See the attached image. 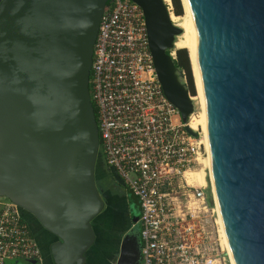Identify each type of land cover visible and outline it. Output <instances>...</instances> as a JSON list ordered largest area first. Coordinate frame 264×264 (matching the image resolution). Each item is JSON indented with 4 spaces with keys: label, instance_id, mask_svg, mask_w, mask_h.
Masks as SVG:
<instances>
[{
    "label": "water",
    "instance_id": "95a60500",
    "mask_svg": "<svg viewBox=\"0 0 264 264\" xmlns=\"http://www.w3.org/2000/svg\"><path fill=\"white\" fill-rule=\"evenodd\" d=\"M108 1L0 2V198L48 236L51 264H85L93 220L112 223L118 213L102 178L123 181L104 161L89 95ZM132 1L143 10L163 93L187 122L195 103L168 53L183 30L164 0ZM185 3L197 31L213 190L229 249L235 264H264V0ZM130 235L116 245L115 264H139L140 238Z\"/></svg>",
    "mask_w": 264,
    "mask_h": 264
},
{
    "label": "built area",
    "instance_id": "2783aa9c",
    "mask_svg": "<svg viewBox=\"0 0 264 264\" xmlns=\"http://www.w3.org/2000/svg\"><path fill=\"white\" fill-rule=\"evenodd\" d=\"M108 2L93 45L89 95L104 161L139 205V264H232L205 165L209 145L188 125L195 111L183 122L164 95L142 8L132 0ZM165 4L171 14V1ZM180 79L188 85L184 70ZM200 169L202 183L191 175ZM22 259L42 263V251L21 209L2 197L0 264Z\"/></svg>",
    "mask_w": 264,
    "mask_h": 264
},
{
    "label": "flooded vegetation",
    "instance_id": "af4514ba",
    "mask_svg": "<svg viewBox=\"0 0 264 264\" xmlns=\"http://www.w3.org/2000/svg\"><path fill=\"white\" fill-rule=\"evenodd\" d=\"M102 180L105 186V192L111 196L113 208L116 209L118 213L113 217L112 223L104 222L101 218L93 220L95 239L93 245L87 249L85 264H115L113 259L117 257L119 251L116 245L123 235L130 232L131 237L139 238V226L132 220L133 217L138 216V213L134 211L133 203L124 185L116 183L109 173H104ZM120 213H122L123 216H120ZM24 217L28 221L32 236L36 239L38 244L42 240L41 245L44 247L45 240L47 239L44 240L43 238H48V236L38 229L37 223L32 220L31 217L25 214ZM138 248L140 250V239ZM19 261H21V264H25L24 259Z\"/></svg>",
    "mask_w": 264,
    "mask_h": 264
},
{
    "label": "bare ground",
    "instance_id": "6f19581e",
    "mask_svg": "<svg viewBox=\"0 0 264 264\" xmlns=\"http://www.w3.org/2000/svg\"><path fill=\"white\" fill-rule=\"evenodd\" d=\"M164 1H168V0H164ZM182 2H183L185 14L183 16V20L181 22H178L177 25H179L183 31L178 36V38L175 40V47L186 48V49H188V51L190 53V59L192 62L193 72H194V77H195V86H196V90H197V98L199 99V104H200V108H201V112L199 111L200 114H198V115L192 114L190 116V118L188 120V125L193 129H196V128L198 129L200 127V129L203 132L207 146H208L207 121H206L203 89H202L201 76H200L198 60H197V31L195 28L193 17L191 15L186 3H185V0H182ZM171 19H172V21H176L177 19H179V17L175 16V15H171ZM205 165L209 168L210 178L212 179L209 155H208L207 159H205ZM191 175H195V177H197L199 179V181L202 183L205 172L203 169H200ZM224 237H225V242L228 245V241H227V237L225 235V231H224ZM232 264H235L234 261H232Z\"/></svg>",
    "mask_w": 264,
    "mask_h": 264
},
{
    "label": "trees",
    "instance_id": "16d2710c",
    "mask_svg": "<svg viewBox=\"0 0 264 264\" xmlns=\"http://www.w3.org/2000/svg\"><path fill=\"white\" fill-rule=\"evenodd\" d=\"M109 2H107L108 4ZM172 4V11L175 15H182L183 13V8H182V1L181 0H171ZM172 50H169L168 53H170ZM173 61L175 66L179 70H184L186 72V78H187V83L189 86V91L191 95H195V87H194V81H193V76H192V68L190 65V60L188 57V52L186 48H178L175 50V56L173 57ZM89 91H90V84H89ZM94 108V113L96 117V108L93 105ZM129 195V198L132 203L137 202L136 197Z\"/></svg>",
    "mask_w": 264,
    "mask_h": 264
},
{
    "label": "rangeland",
    "instance_id": "374dc122",
    "mask_svg": "<svg viewBox=\"0 0 264 264\" xmlns=\"http://www.w3.org/2000/svg\"><path fill=\"white\" fill-rule=\"evenodd\" d=\"M169 1V0H168ZM171 1V0H170ZM182 1V0H181ZM172 5V4H171ZM182 8H183V13H182V15H175L174 13H173V11H171V15H175V16H178L179 17V19H177L176 21H173L174 23H176V24H178V22H181L182 20H183V16H184V14H185V10H184V6H183V2H182ZM178 38V36L176 37V39ZM175 39V40H176ZM176 49H178L177 47H174V49H172V51L171 52H174V54L173 55H175V50ZM187 50V52H188V57H189V60H190V65H191V70H192V76H193V81H194V87H195V114L196 115H198V114H200V112H201V108H200V104H199V99L197 98V90H196V86H195V77H194V72H193V66H192V62H191V59H190V53H189V51H188V49H186ZM193 96V95H192ZM200 111V112H199ZM198 130L199 131H201V133H203L202 132V130L200 129V127L198 128ZM207 173V172H206ZM133 207H134V211L136 212V213H138L139 214V205H138V202H134L133 203ZM35 221V220H34ZM36 222V221H35ZM39 225V224H38Z\"/></svg>",
    "mask_w": 264,
    "mask_h": 264
},
{
    "label": "crops",
    "instance_id": "0c3cea01",
    "mask_svg": "<svg viewBox=\"0 0 264 264\" xmlns=\"http://www.w3.org/2000/svg\"><path fill=\"white\" fill-rule=\"evenodd\" d=\"M45 239H49V238H45ZM39 243H41L42 244V240H41V242H39ZM42 248H43V246H42ZM46 249L45 248H43V251H42V263L43 264H51V263H49V257H48V254L46 253V251H45ZM45 253V254H44ZM24 263L25 264H33V261L32 260H29V261H27V260H25L24 261ZM8 264H21V261H16V260H13V261H9L8 262Z\"/></svg>",
    "mask_w": 264,
    "mask_h": 264
}]
</instances>
